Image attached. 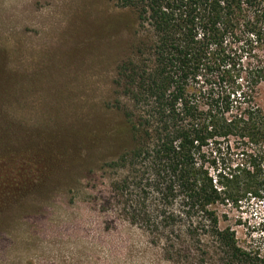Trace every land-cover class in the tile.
Returning <instances> with one entry per match:
<instances>
[{"label":"rangeland","instance_id":"rangeland-1","mask_svg":"<svg viewBox=\"0 0 264 264\" xmlns=\"http://www.w3.org/2000/svg\"><path fill=\"white\" fill-rule=\"evenodd\" d=\"M141 42L117 0H0V264H176L141 220L162 204L149 173L115 164ZM219 213L264 257V201Z\"/></svg>","mask_w":264,"mask_h":264},{"label":"trees","instance_id":"trees-1","mask_svg":"<svg viewBox=\"0 0 264 264\" xmlns=\"http://www.w3.org/2000/svg\"><path fill=\"white\" fill-rule=\"evenodd\" d=\"M117 1L142 47L120 64L133 142L115 164L149 173L152 241L176 264H264L219 213L264 201V0Z\"/></svg>","mask_w":264,"mask_h":264}]
</instances>
